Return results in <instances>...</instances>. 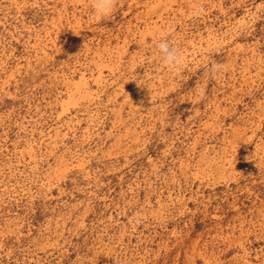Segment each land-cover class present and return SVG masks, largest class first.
<instances>
[{"label": "rangeland", "instance_id": "1", "mask_svg": "<svg viewBox=\"0 0 264 264\" xmlns=\"http://www.w3.org/2000/svg\"><path fill=\"white\" fill-rule=\"evenodd\" d=\"M92 14L0 0V264H264V0Z\"/></svg>", "mask_w": 264, "mask_h": 264}, {"label": "clouds", "instance_id": "2", "mask_svg": "<svg viewBox=\"0 0 264 264\" xmlns=\"http://www.w3.org/2000/svg\"><path fill=\"white\" fill-rule=\"evenodd\" d=\"M116 0H91L93 14L90 19H103L109 17L115 8ZM205 9L197 7L193 9V15L199 16L204 13ZM155 48L159 54L162 65L166 69L177 70L184 64V56L182 50L173 45L167 39H161L155 43ZM224 65L218 62L212 63L207 69L209 77H215L218 73L224 70Z\"/></svg>", "mask_w": 264, "mask_h": 264}]
</instances>
